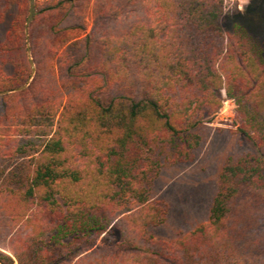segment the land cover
Listing matches in <instances>:
<instances>
[{
  "label": "trees",
  "instance_id": "obj_1",
  "mask_svg": "<svg viewBox=\"0 0 264 264\" xmlns=\"http://www.w3.org/2000/svg\"><path fill=\"white\" fill-rule=\"evenodd\" d=\"M254 1L225 34L224 0H34L27 84L29 0H0L1 264H264ZM225 99L257 152L224 163L207 221L157 239L150 187L193 160Z\"/></svg>",
  "mask_w": 264,
  "mask_h": 264
},
{
  "label": "rangeland",
  "instance_id": "obj_2",
  "mask_svg": "<svg viewBox=\"0 0 264 264\" xmlns=\"http://www.w3.org/2000/svg\"><path fill=\"white\" fill-rule=\"evenodd\" d=\"M252 1L224 0V13L218 22L223 33L227 34L232 30V18L244 13ZM246 13L241 16L243 22L250 25L253 31L258 29L264 31V0H255ZM36 27L39 26L36 24ZM89 31L90 26L85 32ZM24 32L27 37L28 60L33 62L35 68L28 28L26 32L25 25ZM35 71L33 74L31 72L27 84L33 78ZM234 119L235 105L225 99L218 115L212 121L205 122L197 128L201 141L194 151L193 160L162 168L150 187L151 199L159 203L166 212L165 222L151 231L157 239L173 240L207 221L216 193L217 178L224 163L228 159H237L257 152L244 137L230 131ZM260 153L264 156V147ZM12 165L13 162H7L1 165L0 169L6 174ZM98 245L101 243L99 242Z\"/></svg>",
  "mask_w": 264,
  "mask_h": 264
},
{
  "label": "water",
  "instance_id": "obj_3",
  "mask_svg": "<svg viewBox=\"0 0 264 264\" xmlns=\"http://www.w3.org/2000/svg\"><path fill=\"white\" fill-rule=\"evenodd\" d=\"M34 15H35L34 0H29V13H28V16H27L26 21H25V31L26 32H27L28 25L32 22V20L34 18ZM28 51H29V49H28ZM30 65H31V72L33 74L35 71V68H34L32 61H30ZM24 87L25 86H23L22 88H24ZM0 264H1V262H0Z\"/></svg>",
  "mask_w": 264,
  "mask_h": 264
}]
</instances>
